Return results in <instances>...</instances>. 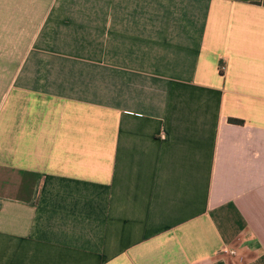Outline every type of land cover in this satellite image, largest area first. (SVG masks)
Returning a JSON list of instances; mask_svg holds the SVG:
<instances>
[{
  "label": "crops",
  "instance_id": "0c3cea01",
  "mask_svg": "<svg viewBox=\"0 0 264 264\" xmlns=\"http://www.w3.org/2000/svg\"><path fill=\"white\" fill-rule=\"evenodd\" d=\"M0 264H264V0H0Z\"/></svg>",
  "mask_w": 264,
  "mask_h": 264
},
{
  "label": "built area",
  "instance_id": "2783aa9c",
  "mask_svg": "<svg viewBox=\"0 0 264 264\" xmlns=\"http://www.w3.org/2000/svg\"><path fill=\"white\" fill-rule=\"evenodd\" d=\"M224 253H225V254H235L234 251H231V252H230L229 250H226V249L224 250Z\"/></svg>",
  "mask_w": 264,
  "mask_h": 264
},
{
  "label": "trees",
  "instance_id": "16d2710c",
  "mask_svg": "<svg viewBox=\"0 0 264 264\" xmlns=\"http://www.w3.org/2000/svg\"><path fill=\"white\" fill-rule=\"evenodd\" d=\"M230 122H231V123H234V124L241 123L240 121H238V120H234V119H230Z\"/></svg>",
  "mask_w": 264,
  "mask_h": 264
}]
</instances>
